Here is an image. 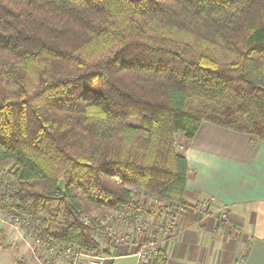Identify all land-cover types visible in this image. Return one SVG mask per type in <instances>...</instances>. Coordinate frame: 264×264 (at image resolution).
Instances as JSON below:
<instances>
[{
	"label": "trees",
	"instance_id": "1",
	"mask_svg": "<svg viewBox=\"0 0 264 264\" xmlns=\"http://www.w3.org/2000/svg\"><path fill=\"white\" fill-rule=\"evenodd\" d=\"M202 123L264 141V0H0V211L23 227L111 256V211L192 210Z\"/></svg>",
	"mask_w": 264,
	"mask_h": 264
},
{
	"label": "crops",
	"instance_id": "2",
	"mask_svg": "<svg viewBox=\"0 0 264 264\" xmlns=\"http://www.w3.org/2000/svg\"><path fill=\"white\" fill-rule=\"evenodd\" d=\"M221 134L227 137L226 150L216 147L219 142L201 141L205 135L214 140ZM184 154L189 168L186 199L194 208L183 212L172 238L161 240L165 264H264V141L202 123ZM200 200L208 202L209 211L224 209L229 223H240V231L226 233L228 225L199 213L194 205ZM28 255L23 264H32ZM107 264L137 263L127 254Z\"/></svg>",
	"mask_w": 264,
	"mask_h": 264
},
{
	"label": "rangeland",
	"instance_id": "3",
	"mask_svg": "<svg viewBox=\"0 0 264 264\" xmlns=\"http://www.w3.org/2000/svg\"><path fill=\"white\" fill-rule=\"evenodd\" d=\"M132 123L138 124L140 123V121L137 118H132ZM207 136L208 135H205L203 137L204 139H202L201 141L207 140L209 144L210 143L216 144V142H219L220 145L216 147H219V149L222 147L223 150H226V146H227L226 136L224 137L223 134L218 135V136L215 135V138H213L214 140H212L211 137L207 138ZM209 144L208 145L206 144V145L209 146ZM184 145H185L184 140H182V138L178 139V145H177L178 149L181 150L184 147ZM186 192L189 193L188 190H186ZM197 204H196L197 205L196 209L199 213L213 215L215 219H217L218 221L223 220L222 222L225 225H228L226 229L227 231L226 233H232V232L238 233L240 231V229H238L239 226H241L240 223L236 222L239 225H235V226L232 223H229L228 220H230V217L224 209L219 208V209H216L215 211H209L210 207H208V202L204 200L198 201ZM110 213L111 214L107 215L106 219L103 220V224L107 228L108 227L111 228L110 231L109 229H107L109 234H111L113 237H116V239L120 240L118 241V243L117 242L113 243L111 241V243H113V246L111 248V255L121 256V255H126L129 253L136 252L138 249L137 244L140 243V240L138 242L137 237L139 236L134 234L132 224H129V223L127 225L123 224L121 222L122 218L118 216V212L111 211ZM1 218L2 217L0 216V219ZM164 218H165L164 214L158 216L157 213H154L153 215H150L147 218H145L143 221L146 222L147 224L145 226V232L143 233L142 237L149 236V235L152 236V238L157 242V246H159V243L161 242V240L165 238L164 234L168 236L167 238H172V236L176 232L177 226L180 225L181 222H183L184 215L182 216L181 213L180 214L177 213L172 217L170 216V217L165 218L166 220H163ZM198 218H199V215H198ZM163 221H165L164 224H166L165 232L158 231L157 234L155 232L148 234L147 231L149 229L153 231L154 229L160 228L161 227L160 224H162ZM14 227H13V221L11 219L6 218L4 222L0 220V230L3 233V237L1 238V244H0V264H23L22 263L23 261H21L22 257H26V255L30 253L29 250H27V247L23 245L19 237L20 234H23L24 232H22L20 229H18L17 231ZM124 235H128V238L123 237ZM245 235H249V233L246 232ZM106 242L107 241L104 240L102 242V245L105 246ZM147 253L149 252L147 251ZM27 257H28V260L31 258V256L29 257V255ZM146 262H143V263H146ZM31 263L35 264L36 262L34 261V259L31 258ZM150 263H153L152 260L150 261Z\"/></svg>",
	"mask_w": 264,
	"mask_h": 264
},
{
	"label": "built area",
	"instance_id": "4",
	"mask_svg": "<svg viewBox=\"0 0 264 264\" xmlns=\"http://www.w3.org/2000/svg\"><path fill=\"white\" fill-rule=\"evenodd\" d=\"M148 202L149 204L147 207L149 208H152V206L155 204V200L151 197H148ZM1 213L2 211H0V216L2 217L0 220L2 222H4L6 218H9L13 221V227L16 226L14 228L17 231L18 229H20L22 232H24L23 234H20V240L22 241L23 245L27 247V250H29V257L31 256V258L34 259V261L36 262L35 264H107L109 260L117 257L113 255H90L85 254L74 247L54 245L49 240L37 235V233L28 230V226L30 225L29 221H27L25 223L26 225L23 227L24 223L18 217L7 215L5 214V212H3L2 214ZM122 221L123 220H121V222ZM146 224L147 223L143 220H136V222L132 224L134 234L139 236L136 237L138 238V242L140 240V243L137 244V251L134 253H129V255H133L136 257L137 264L146 261V263L148 264L151 260L153 262L155 254L159 249H161L160 243L159 246H157V242L152 238V236L149 235L142 237L143 233L145 232ZM107 229H109V231L111 230V228L109 227ZM158 231L165 232V229L163 227H160L154 229L153 231L149 229L147 232L148 234H151L152 232H155L157 234ZM109 235V239L113 243H118V241H120L119 239H116V237H113L111 234ZM164 235V237H168L166 234ZM123 237L128 238V235H124ZM147 251L149 253H147Z\"/></svg>",
	"mask_w": 264,
	"mask_h": 264
},
{
	"label": "water",
	"instance_id": "5",
	"mask_svg": "<svg viewBox=\"0 0 264 264\" xmlns=\"http://www.w3.org/2000/svg\"><path fill=\"white\" fill-rule=\"evenodd\" d=\"M61 186H62V181L59 182L58 187L61 188Z\"/></svg>",
	"mask_w": 264,
	"mask_h": 264
}]
</instances>
